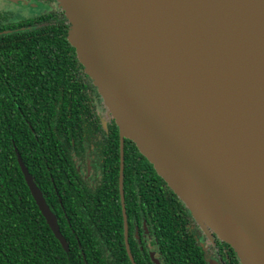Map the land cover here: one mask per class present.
<instances>
[{"label": "water", "instance_id": "1", "mask_svg": "<svg viewBox=\"0 0 264 264\" xmlns=\"http://www.w3.org/2000/svg\"><path fill=\"white\" fill-rule=\"evenodd\" d=\"M56 1L67 40L119 130L132 264L124 139L241 264H264V83L240 0ZM15 154L38 210L68 252L56 216Z\"/></svg>", "mask_w": 264, "mask_h": 264}, {"label": "trees", "instance_id": "2", "mask_svg": "<svg viewBox=\"0 0 264 264\" xmlns=\"http://www.w3.org/2000/svg\"><path fill=\"white\" fill-rule=\"evenodd\" d=\"M51 17L0 34V264H132L119 194V130L112 122L105 136L93 108L100 104L96 87L67 40L69 24L62 15ZM15 149L56 216L68 252L38 210ZM92 156L100 166L95 182L84 176ZM123 192L129 233L142 212L165 264H188L187 256L204 264L172 216L178 209L172 199L183 204L127 139ZM128 247L135 264H153L131 236Z\"/></svg>", "mask_w": 264, "mask_h": 264}, {"label": "flooded vegetation", "instance_id": "3", "mask_svg": "<svg viewBox=\"0 0 264 264\" xmlns=\"http://www.w3.org/2000/svg\"><path fill=\"white\" fill-rule=\"evenodd\" d=\"M21 1H26L28 3L27 8L31 7V3H34V7L37 8V5H40L42 9H40L35 15L32 16H30V14H28L25 10L21 12L22 14L18 15L16 12H14L17 10H10L9 7H11V2L9 0H0V34L12 31L16 32V30L19 28L24 29V26H16L18 24H21L22 22L28 21L36 24L40 22L43 17L47 18L49 16H53L51 18H60L62 15L65 18L63 11L59 8L56 0H20L16 5L20 6ZM35 1L37 2V4ZM45 20L46 19H44L43 21ZM4 27H9V29L7 30ZM98 97L100 99V104L98 105L94 103L93 108L99 116L101 126L105 129L107 126L111 125L112 122H115L112 119L111 114L108 112L107 108L102 103V99L100 98L99 94ZM105 131H107V135L105 136H108V129H105ZM100 137L101 134L99 133V138ZM101 139L103 140V137ZM88 158L86 160V168H89L90 170L88 175L86 174V170L84 176L92 178L93 182H95L96 172L98 173L97 170L100 168V166L95 163L93 156L89 159ZM81 167L82 166H79V169ZM161 195H163V193ZM172 202H174V204L178 207V209L174 213H172L173 218L178 217L183 223L179 228L180 235L192 239L195 242L196 246L200 248L204 264H241L234 250L229 245L219 239L210 229L203 228L200 224H198L184 205L182 207L178 206V203H176L174 199H172ZM140 217V226L134 223L135 218L131 219L133 229L130 233L129 223L127 220V237L129 238V236H131V238L135 239V241L137 242V249L139 250L140 255L142 256L144 261H146V257L148 256L153 264L155 260H157L159 264H165L164 257L157 242V233L154 229L152 221L147 223L146 218L144 217L142 212H140ZM186 262H188V264H191L189 256L186 257Z\"/></svg>", "mask_w": 264, "mask_h": 264}, {"label": "bare ground", "instance_id": "4", "mask_svg": "<svg viewBox=\"0 0 264 264\" xmlns=\"http://www.w3.org/2000/svg\"><path fill=\"white\" fill-rule=\"evenodd\" d=\"M245 27L254 44L264 83V0H240Z\"/></svg>", "mask_w": 264, "mask_h": 264}, {"label": "rangeland", "instance_id": "5", "mask_svg": "<svg viewBox=\"0 0 264 264\" xmlns=\"http://www.w3.org/2000/svg\"><path fill=\"white\" fill-rule=\"evenodd\" d=\"M9 1L11 2L10 3L11 7H9L10 10L11 11L17 10L14 12H16L18 15L22 14L21 12L25 10L28 14H30V16H32V15H35L40 9H42V7L40 5H37V8L34 7L35 6L34 3H31V7L29 6L30 8H27L28 3L26 1L25 2L21 1L20 6L16 5L20 0H9ZM39 3H41V2H39ZM36 4H37V2H36Z\"/></svg>", "mask_w": 264, "mask_h": 264}]
</instances>
